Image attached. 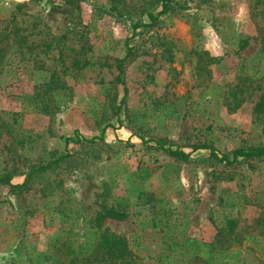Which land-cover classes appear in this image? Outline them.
<instances>
[{
  "label": "rangeland",
  "instance_id": "1",
  "mask_svg": "<svg viewBox=\"0 0 264 264\" xmlns=\"http://www.w3.org/2000/svg\"><path fill=\"white\" fill-rule=\"evenodd\" d=\"M161 8L0 0V264H51L105 228L134 264H264V156L194 150L264 146V0H173L144 25Z\"/></svg>",
  "mask_w": 264,
  "mask_h": 264
},
{
  "label": "trees",
  "instance_id": "2",
  "mask_svg": "<svg viewBox=\"0 0 264 264\" xmlns=\"http://www.w3.org/2000/svg\"><path fill=\"white\" fill-rule=\"evenodd\" d=\"M68 3L76 4L78 0H66ZM173 0H162V8L157 13H150L151 21L149 23H142L144 25L155 24L158 18L166 12L170 8V3ZM142 24H139L142 25ZM17 37L19 38V42L25 40L23 35H20L19 30L17 29ZM248 44V41L245 42ZM199 54V64L201 65V70H207L208 63H205L204 58H208L209 63H219L220 58L217 56H211L208 51H200ZM128 54L121 58L118 63L119 68V76L122 74L123 63L127 58ZM234 94V104L231 102L228 103V107L235 110L237 109L241 102L239 101V94L237 92H233ZM256 112L264 113V91L260 96V100L256 105ZM102 137V136H101ZM96 137L92 138H84L78 137L77 141L87 140L93 141ZM70 141V137L66 138V143L68 144ZM156 143L163 148L166 152L175 155L177 157L189 158L190 153L185 152L180 148H171L167 147L165 143L161 141H156ZM209 149L210 155L217 158L219 161L226 162L228 164L235 163L239 160L241 156L243 157H256V156H264V146L260 147H251L248 149L238 148L235 149L230 154H222L220 155L217 150L211 145L207 144H199L194 147V150L198 149ZM50 162L47 164L49 165ZM30 173L29 175H31ZM0 183H11L10 177H0ZM112 215V213H109ZM105 216V215H104ZM117 216V215H116ZM229 226L227 229H220L218 242L220 247L228 248L234 242L239 240V234L235 232V224L236 222H229ZM90 244L85 246H61L56 251V257L51 264H93L95 262L103 263V264H134L135 254L132 248L130 247L129 240L125 235L116 233L111 231L108 228H105L98 232L96 236L90 238ZM228 245L226 246V244Z\"/></svg>",
  "mask_w": 264,
  "mask_h": 264
}]
</instances>
